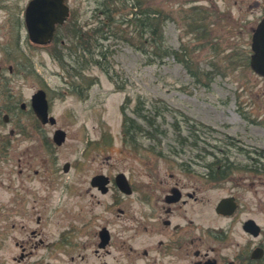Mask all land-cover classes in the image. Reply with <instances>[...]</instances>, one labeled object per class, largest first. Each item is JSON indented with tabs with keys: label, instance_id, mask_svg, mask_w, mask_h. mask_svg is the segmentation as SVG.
Masks as SVG:
<instances>
[{
	"label": "rangeland",
	"instance_id": "374dc122",
	"mask_svg": "<svg viewBox=\"0 0 264 264\" xmlns=\"http://www.w3.org/2000/svg\"><path fill=\"white\" fill-rule=\"evenodd\" d=\"M29 2L0 0V95L6 92L0 98L4 109L0 116V264H119L118 253L102 251L97 256L95 233L112 219L117 223L113 229L126 235L123 229L135 222L131 218L142 217L143 210L149 212V206L140 201L144 185L162 178L169 168L176 171L175 154L180 147L173 126L177 122L183 129L185 122L216 127L219 133L211 134L213 140L225 134L242 137L240 131L250 128L246 121L256 122L253 126L258 127L248 132L264 149V78L250 67L252 32L240 20L252 21L249 12H215L217 7L224 8L222 0L215 7L208 0L135 1L143 9L168 16L166 45L181 56L187 50L196 78L177 55L160 62L148 57L147 38L140 39L129 23L120 27L122 40L101 41V0H71L79 32L73 34L70 28L62 32L57 46L37 47L23 26ZM127 2L125 13L134 0ZM193 12H202L206 32L200 34L195 28ZM65 37L67 43L62 45ZM77 42H86L87 48ZM101 44L112 45L109 72L92 63L80 75L74 72L76 53L91 61ZM38 90L47 93L55 125L41 124L31 110V98ZM23 104L26 110L21 109ZM155 108L161 112L153 128L136 115L139 109L154 118ZM5 114L10 115L9 123L3 121ZM125 114L138 125L140 137L134 147L121 137ZM58 129L67 133L62 146L53 140ZM67 164H71L69 172L64 170ZM200 166L193 163L194 168ZM260 168L253 185L241 179V184L250 187L240 185L236 191L252 208L242 218L253 216L264 228V166ZM119 173H125L135 186L132 197L119 190L102 194L91 185L99 174L113 177ZM233 189L234 184L226 182L198 191L199 200L205 199L207 205H196V217L204 213L209 224L223 226L224 220H218L212 209ZM115 200L117 207L112 206ZM97 216L101 221L94 227L68 236L65 256V229L83 228ZM234 236L236 241H245L240 225Z\"/></svg>",
	"mask_w": 264,
	"mask_h": 264
},
{
	"label": "flooded vegetation",
	"instance_id": "af4514ba",
	"mask_svg": "<svg viewBox=\"0 0 264 264\" xmlns=\"http://www.w3.org/2000/svg\"><path fill=\"white\" fill-rule=\"evenodd\" d=\"M208 1L215 7L218 0ZM222 2L224 8L217 7L215 12H246L247 14L249 12L247 16L254 17L252 21L240 19L248 23L247 26L251 32L264 18V0H222ZM65 4L70 6V18L62 27L57 28L50 46L37 47L57 46L62 38V32L70 31V28H72L73 34L79 32L75 29L74 12L76 11L74 7H71V0H65ZM83 35L84 33L81 34V39H83ZM66 36L68 35L66 34ZM71 36L72 41L74 39L73 35ZM66 38L61 41L62 45L67 43ZM75 39L80 42L78 35ZM136 124L133 123L129 126L130 130L127 136V140L131 141L129 146L133 147L140 137ZM185 124L187 125L185 129L178 122L173 126L178 132L176 141L180 147L175 154L177 172H172V169L169 168V172L166 171L162 178L156 181L152 180V182H148V185H144L140 201L142 205L149 206L150 210H148L149 212L143 210L142 217L131 218L135 222L133 221L132 226L128 225L123 229L124 232L126 231V235L113 229L117 223L112 219L108 221L109 226L102 228L98 226L95 233L97 256H101L102 251L106 255L118 253L121 256L115 260L119 264H264V254L261 258H254L256 249H264V229L258 237H255L249 230L248 221L259 222L253 216L242 218V215L252 208L243 195L236 191L240 185L250 187L255 178L260 175V161L264 159V149L256 145V136L251 137L248 132L251 127H258L253 125L258 124L246 121L250 128L244 127L240 131L242 137L245 136L244 138L225 134L223 139L218 137L215 140L211 134L219 133L216 131V127L197 122H185ZM103 134L105 133H102V136ZM121 137L124 139L123 134ZM134 141L135 143H132ZM188 146L189 149H186ZM193 163H199L201 166L198 169L194 168ZM237 173L239 175L235 177ZM108 177L111 187L107 194L117 190L115 176L108 175ZM241 179L249 180L250 186L241 184ZM249 181L247 182L249 183ZM226 182L234 184V191L220 198L212 209L215 217L218 220H224L225 224L217 227L209 224L208 217L204 213L200 214L201 217L198 219L196 205L198 203L207 205L204 202L205 199L199 200L198 191L204 192L214 185ZM132 188L133 194L128 197H132L137 192L133 184ZM224 198L233 199L232 205L236 209L232 215L224 216L217 212L218 204ZM113 205L117 207L118 201L115 200ZM119 211L121 214L125 213L124 210L119 209ZM100 221L101 216H97L91 219L92 223L84 224L83 228H75L72 231L68 226L62 236V245L66 250L63 251L64 255L67 256L69 253L66 249L69 244V235L76 231L83 232L90 226L94 227ZM237 225H240L245 241L239 242L234 238ZM142 235H145L144 239H142ZM139 241H141L140 244H138ZM71 257L70 259L74 262L75 256L71 255Z\"/></svg>",
	"mask_w": 264,
	"mask_h": 264
},
{
	"label": "trees",
	"instance_id": "16d2710c",
	"mask_svg": "<svg viewBox=\"0 0 264 264\" xmlns=\"http://www.w3.org/2000/svg\"><path fill=\"white\" fill-rule=\"evenodd\" d=\"M138 0H134V3L131 6V9L126 12V8H128L129 4L127 0H101V2L98 4V10L100 11V18L102 20L101 28H99V32L101 35V41H109L110 39H114L116 41L122 40L123 33L120 31V27L126 24H130L132 27L135 28L136 34L139 35L140 39L147 38V43L149 44V47L146 51L148 54V57L155 59H158L160 62V59H164L168 56H178L179 61L184 65V67L192 73L191 75L195 76L193 70L191 69L189 54L187 53V50L184 49V54L181 56L179 52H176L171 48L170 46L166 45V36L164 32V26H165V20H167V15H164L163 12L159 10H154L152 8L143 9L142 6L139 4L140 2H135ZM119 5H115V4ZM125 10V11H124ZM204 13V12H203ZM192 15H194L196 26L195 28L197 31L201 34L203 31H207V28L202 26L204 23V19L202 18V12H193ZM132 16L131 19L129 17ZM97 30V31H98ZM84 45V46H83ZM83 45L80 47L82 49L87 48V43L84 42ZM112 45H104L101 44L99 48V52L96 54H92L91 61H88L86 56L79 55L76 53L77 58L75 59V66H74V72H76L78 75L83 73V68H86L88 63L95 64L102 69H104L106 72H109L110 66L108 64V59L111 58L114 54L113 51H111ZM79 48V47H78ZM76 49L78 51L79 49ZM85 51V50H84ZM86 53V51H85ZM81 61L83 64V67L81 65ZM158 62V63H159ZM107 64V66H105ZM76 67V68H75ZM105 67V68H103ZM81 71V72H80ZM197 78V77H196ZM6 92L1 93L0 98L5 96ZM4 99V97L2 98ZM1 99V100H2ZM157 106V104H155ZM149 111V110H148ZM155 117L149 118L147 116L142 115V112L139 109H136V115L145 121H149L150 127H154L156 118L161 112L159 108H155ZM2 112H4L3 108H0V116L2 115ZM128 123H135L132 119L129 117L125 118V128L127 129ZM129 129H127L128 131ZM151 137V136H150ZM132 143H135L132 142ZM261 166H264V164H261Z\"/></svg>",
	"mask_w": 264,
	"mask_h": 264
},
{
	"label": "water",
	"instance_id": "95a60500",
	"mask_svg": "<svg viewBox=\"0 0 264 264\" xmlns=\"http://www.w3.org/2000/svg\"><path fill=\"white\" fill-rule=\"evenodd\" d=\"M68 16L69 9L62 5L61 0H34L26 13V21L31 39L39 44L48 43L53 38L56 25L58 23L63 24ZM252 50L254 54L251 57V68L257 74L264 76V20L254 31ZM22 107L25 108V104ZM32 107L43 124L49 122L52 125L56 124V119L49 116V103L45 91L40 90L33 96ZM4 121L9 122L8 115L4 117ZM66 137L65 131L58 130L54 141L58 146H62L66 141ZM65 170H68L67 166ZM117 183L124 193L130 194L132 192L123 174L118 176ZM93 184L101 187L104 193L108 191L106 187L108 179L104 176L96 177ZM229 203L228 199L223 200L219 205V210L227 213ZM248 224L250 225L249 230L258 235L260 228L253 221H250ZM262 252V249L256 250L254 257H261Z\"/></svg>",
	"mask_w": 264,
	"mask_h": 264
}]
</instances>
